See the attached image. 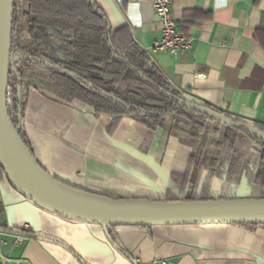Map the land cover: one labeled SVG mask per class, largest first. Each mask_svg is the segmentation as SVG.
Here are the masks:
<instances>
[{"label": "crops", "instance_id": "obj_1", "mask_svg": "<svg viewBox=\"0 0 264 264\" xmlns=\"http://www.w3.org/2000/svg\"><path fill=\"white\" fill-rule=\"evenodd\" d=\"M153 0H96L113 30L126 27L170 86L190 100L264 130V0H179L173 18L193 48L173 58L156 52L162 24ZM33 158L51 177L88 195L112 200L169 201L172 177L190 174L192 148L130 119L96 117L75 101L65 104L30 87L20 124ZM204 170L196 199H263L242 178ZM207 188V189H205ZM205 189V190H204ZM227 191V192H226ZM169 193V194H168ZM191 186L186 195L192 194ZM27 229L51 239L16 234ZM114 242L135 264H264V225L151 226L113 229ZM0 264H133L85 223L17 203L0 190ZM64 243L69 249L59 244Z\"/></svg>", "mask_w": 264, "mask_h": 264}, {"label": "trees", "instance_id": "obj_2", "mask_svg": "<svg viewBox=\"0 0 264 264\" xmlns=\"http://www.w3.org/2000/svg\"><path fill=\"white\" fill-rule=\"evenodd\" d=\"M91 2L92 0H14L11 59L18 56L22 60L18 63V78L14 77L10 65L7 109L20 139L31 155L20 124L25 116L29 88L33 86L28 80V74L31 69L39 68L48 74V90L60 102L71 104L79 101L90 107L96 117L130 119L150 131L162 128L166 131V138L177 137L172 128L166 127V119L192 129L202 128L201 121L206 120L224 127V139L231 147L235 148L238 140L245 142L246 137L255 140L260 147L257 150L260 165L255 172L254 184L255 187L264 189V142L238 120L226 116L235 124L227 126L179 104L172 96L183 98V94L170 86L148 54L135 42L130 30L126 27L113 30L103 10L97 3L92 6ZM255 128L264 134V130ZM235 150L237 156L227 165L226 170L216 167V159L206 160L203 156L196 157L192 153L190 174L186 177H172L169 192L176 187L179 191L175 197L168 196L167 199L197 200L195 196L200 174L206 169L211 174L224 178L225 188H236L246 167L241 162V155L237 154L238 150ZM189 186L193 193L186 195ZM0 190H9L17 203L29 201L13 188L1 166ZM223 199H227L225 192ZM200 200L210 199L205 196ZM87 225L116 254L124 255L113 247L102 226ZM114 228L117 227L109 229L113 241ZM14 232L42 240L51 239L27 229ZM56 241L69 249L64 243Z\"/></svg>", "mask_w": 264, "mask_h": 264}, {"label": "water", "instance_id": "obj_3", "mask_svg": "<svg viewBox=\"0 0 264 264\" xmlns=\"http://www.w3.org/2000/svg\"><path fill=\"white\" fill-rule=\"evenodd\" d=\"M96 0H92L94 6ZM14 0H0V166L13 188L30 202L51 214L71 221L102 226L108 240L117 250L109 229L128 226H175L231 224L264 225V199L150 201L112 200L88 196L70 189L47 174L35 161L20 139L8 113L7 98L11 63ZM182 106L227 126H234L223 114L187 97L176 98ZM247 125V124H246ZM249 131L264 142V134L254 126ZM33 164L54 183L82 198L59 196L45 188L34 174ZM123 252V251H122ZM135 264L134 260L125 254Z\"/></svg>", "mask_w": 264, "mask_h": 264}, {"label": "rangeland", "instance_id": "obj_4", "mask_svg": "<svg viewBox=\"0 0 264 264\" xmlns=\"http://www.w3.org/2000/svg\"><path fill=\"white\" fill-rule=\"evenodd\" d=\"M47 73L39 68L31 69L28 74V80L33 84L32 87L48 92L52 97L56 96L48 90ZM57 99V98H56ZM166 127L176 133V136L186 145L192 148V153L198 157L203 156L206 160H217V168L222 167L226 170L227 165L238 155H241L243 165L246 167L242 178L251 184L252 195H261L257 193L254 184L255 172L260 165V158L257 150L260 148L257 142L249 137H246L245 142L237 141L236 147H231L227 144L224 135L225 129L216 123L202 120V128L192 129L185 128L182 125L166 119ZM242 181V179H241ZM240 181V183H241ZM240 185V184H239ZM238 187V186H237Z\"/></svg>", "mask_w": 264, "mask_h": 264}, {"label": "built area", "instance_id": "obj_5", "mask_svg": "<svg viewBox=\"0 0 264 264\" xmlns=\"http://www.w3.org/2000/svg\"><path fill=\"white\" fill-rule=\"evenodd\" d=\"M179 0H153L154 12L162 24L161 38L154 43L153 50L156 52H168L173 58L178 57L181 52L190 51L193 48L192 40L179 33L173 18V5ZM22 57L11 59L12 73L18 78V63ZM1 239V236H0Z\"/></svg>", "mask_w": 264, "mask_h": 264}, {"label": "bare ground", "instance_id": "obj_6", "mask_svg": "<svg viewBox=\"0 0 264 264\" xmlns=\"http://www.w3.org/2000/svg\"><path fill=\"white\" fill-rule=\"evenodd\" d=\"M29 161L32 165V169L34 171L35 176L40 181V183L47 188L48 190L56 193L59 196H64L68 198H82L84 197L82 194L73 192L72 190H68L62 186L54 183L47 175H45L41 170H39L29 158ZM67 187V186H66ZM71 189V188H70Z\"/></svg>", "mask_w": 264, "mask_h": 264}]
</instances>
